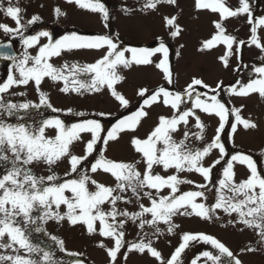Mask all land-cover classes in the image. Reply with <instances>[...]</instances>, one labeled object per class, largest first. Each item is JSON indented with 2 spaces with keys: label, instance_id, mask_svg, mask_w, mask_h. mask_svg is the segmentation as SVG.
<instances>
[{
  "label": "snow or ice",
  "instance_id": "obj_1",
  "mask_svg": "<svg viewBox=\"0 0 264 264\" xmlns=\"http://www.w3.org/2000/svg\"><path fill=\"white\" fill-rule=\"evenodd\" d=\"M68 2L75 3L81 8L100 12L105 21L109 19L108 10L102 3H99V0L95 3H85L83 0H68ZM165 3L176 5V0H145L141 11L156 10L158 5ZM197 8L210 9L220 15V20L214 22L217 29L216 34L211 39L204 41L201 51L210 50L218 44L225 45V55L221 56L220 59L225 68L230 67L229 56L238 54L241 46H245V41H237L236 37L226 34L224 21L230 17L247 14L248 22L253 24V12L248 0H240V7L235 10L228 7L225 0H212L210 3L197 0ZM0 11H3L16 24V27L12 28L0 23V30L6 34L19 35L27 48L39 43L38 36L25 37L21 31L22 29L26 31L27 25L21 23L23 10L18 6V3L14 5L12 0H9L7 8L0 4ZM122 11L130 13L132 10L125 8ZM56 12L58 15L63 14L59 8L56 9ZM38 19V17L33 16L28 24H32ZM165 20L171 29L170 35L173 38L179 36L182 28L175 23L176 17H165ZM256 23L264 26V17L258 18ZM107 26L106 23L105 27ZM251 31L253 33L251 43L264 52V45L259 43L256 35V26H253ZM39 36L48 37L49 34L41 32ZM49 41L48 44L39 47L36 56H31L25 52L23 58L16 65L19 76L9 74L7 81L0 83V94L8 92L13 85L26 86L30 81H34L39 90L42 79L49 77L53 82L63 81V87L60 88V91L64 93L75 92L81 95L85 92L100 93L106 87L122 106L127 107L129 101L114 87L124 79L123 76L119 75V67L129 68L133 63L149 65L152 63L150 58L156 53L163 54V59L159 64H156V67L162 69L168 83H172V74L168 66V48L163 40L156 48H121L108 36L88 37L73 34L71 37L65 36L55 43H52L49 37ZM65 48H105V51L99 60L87 65L65 63L58 68L48 62L52 56H59L61 50ZM125 52H131V59L125 57ZM261 59L264 60V56ZM29 62L32 66L26 67ZM252 71L258 75V78L250 79L246 84L236 81L230 88V95L247 97L252 93H258L261 98H264V66L253 67ZM81 77H87V79H81ZM197 86L209 87L201 79L194 78L183 92L173 93L164 87L151 94H148L147 89L139 91L138 94L141 97L147 96L143 101L145 106L150 107L155 103L162 102L164 105H169L175 109L176 113L171 117L160 116L157 125L146 138H132L131 144L134 151L140 154V161L134 163L113 161L107 159L103 155V151L100 152L99 158L91 164L90 171L92 173L110 174L116 182L114 187L96 181L87 174V171L82 172V162L86 161L96 151L98 142L102 141L104 145H107L109 141H116L120 133L134 130L141 118L148 115L143 108L132 116L119 120L111 129L107 130L104 137L101 136V133L105 130L101 123L95 119H85L71 126H66L59 118L47 119L42 121L38 127L26 126L23 123L8 124L0 120V167L3 168V173L0 174V249L11 250L12 253L0 254V264H41L40 260L32 258L33 255L41 253L44 264H55L52 254L33 244L30 239L33 231L37 233L45 231L41 225L48 221L57 224L67 221L70 226L82 224L86 226L89 235L98 233L100 236L114 241V246L110 248H107L103 242L99 244L101 248L106 249L110 264H117V256L126 244L128 253L144 254L147 252L160 260L161 264H164L161 253L148 238L149 234L143 232L145 226L154 228L153 235L158 236L161 234L158 225L163 222L168 226L167 231L171 233L174 227H178V225L172 224L174 216L194 213L203 218H210L209 212H214L216 209L222 210L229 216L235 213V220H229V224H239L244 228L256 230L259 236L258 242L264 245V176L258 174L249 157L233 155L231 160L226 161L227 166L223 170V178L218 181L217 202L212 209L205 208L203 203H197L198 198L206 199L204 191H181L180 185L193 184V181L181 179L175 174L162 176L155 173L156 167H162L165 171L174 169L176 173L196 172L205 180H210L212 169L220 163V160L214 161L208 167L203 165V160L214 147L219 148L221 154H224L220 136L217 135L202 150H193L185 143L188 137L187 132L184 133L185 140L179 142L173 139L172 135L179 130L181 124L188 125L190 118H194L196 127L203 130L204 124L195 109L215 114L220 118L218 133L223 131L230 111L236 121L231 124L233 132L237 130V124L243 125L245 130L258 127L251 120L241 117L240 108L229 110L223 102L217 99V95L211 96V103L202 100L201 96H206L207 93L197 91ZM220 87L221 85L218 84L217 89ZM217 89H212V91L216 92ZM19 94L24 95V93ZM193 94L195 97L192 107L181 111L180 105L185 103L186 98L193 99ZM41 105H46L53 112L60 111L52 106L47 95L43 92L40 93L39 104L32 102L4 103L3 97L0 96V109H4L9 116L18 114L21 110H27L30 107L39 108ZM68 111L71 112L72 110L69 109ZM76 115L84 116L85 113L80 112ZM99 115L105 114L99 113ZM49 127L57 130L54 137L46 135V129ZM82 133L90 134V139L85 145V155L78 156L72 152V146L74 142L82 139ZM197 138L203 139L200 135H197ZM64 160L68 161L70 167L65 172L67 178L62 179L55 173L54 168ZM233 161L247 162L251 176L237 183L234 179L235 173L232 171ZM140 162L144 164L143 172L137 168V164ZM41 165L50 174L37 176L33 168ZM73 174H76L75 178H72ZM90 185L94 186L95 190H90ZM196 187L205 189L207 185L199 184ZM164 189L169 190L167 195L161 194ZM225 190L231 195H226ZM129 192L131 193L130 197L125 195ZM145 197L149 201L148 206L141 202ZM120 202L124 204L136 203L139 211L122 210L118 207ZM62 205L67 209L65 212L60 211ZM105 205L110 206L108 210H105ZM129 222L135 224L143 232V238L139 242L129 243L126 241L125 226ZM5 237H7V241ZM50 238L60 245L61 251L64 250L62 240L55 235ZM197 239L211 243L214 248L219 250L220 255H213L207 251L202 254L212 264H225L221 260V256L230 258L227 264H242L240 259L235 257L223 243L215 238L191 233L183 234L182 243L175 249L166 264H180L181 253L190 241ZM255 250L252 247L246 249L249 252ZM22 251L26 255L22 254ZM124 255L126 259L127 253ZM193 264H196V261H193Z\"/></svg>",
  "mask_w": 264,
  "mask_h": 264
},
{
  "label": "rangeland",
  "instance_id": "obj_2",
  "mask_svg": "<svg viewBox=\"0 0 264 264\" xmlns=\"http://www.w3.org/2000/svg\"><path fill=\"white\" fill-rule=\"evenodd\" d=\"M83 2L95 3L97 0H83ZM202 2L210 3L212 0H202ZM248 2L253 12V24L248 22L247 14L230 17L224 21L226 34L236 37L237 41H245V46H241L238 54L229 56L230 67L225 68L220 59L221 56L225 55V45L218 44L210 50L201 51L204 41L211 39L216 34L217 29L214 22L220 20V15L210 9H198L197 0H176V5L165 3L158 5L156 10L144 11H141V9L145 0H99V3H102L114 18L112 23L114 33L110 34H112L111 38L114 42L121 48H156L163 40L168 48V66L172 74V83L169 84L163 70L156 67V64H159L163 59L162 53L153 55L150 58L152 63L149 65H136L133 63L129 68L119 67V75L123 76L124 79L114 87L129 101L127 107L122 106L106 87L100 93L85 92L83 95L75 92L64 93L60 91V88L63 87V81L53 82L49 77H44L39 90L34 81H30L26 86L13 85L8 92L2 93L0 96L3 97L4 103L32 102L39 104L40 93L43 92L47 95L52 106L60 111L53 112L46 105H41L39 108L30 107L27 110H21L18 114L9 116L4 109H0V120L8 124L23 123L26 126L38 127L42 121L47 119L59 118L66 126L80 123L85 119H95L101 123L105 130L101 133V136L104 137L107 130L111 129L119 120L132 116L143 108L148 115L141 118L134 130L120 133L116 141H109L107 145H104L102 141L98 142L96 151L86 161L82 162V172L87 171V174L96 181L114 187L116 182L110 174L92 173L90 171L91 164L99 158L100 152L103 151V155L113 161L129 163L140 161V154L134 151L131 144L132 138H146L157 125L160 116L171 117L176 113L175 109H172L169 105H164L162 102L155 103L150 107L145 106L143 101L147 96L141 97L138 94L139 91L147 89L148 94H151L164 87L173 93L183 92L194 78L201 79L209 85L208 88L197 86V91L207 93L206 96H201L202 100L211 103V96L217 95V99L223 102L229 110L240 108L241 117L251 120L258 127L245 130L243 125L237 124V130L233 132L231 124L236 121L230 111L223 131L218 133L220 118L215 114L195 109L204 124L203 130L196 127L194 118H190L188 125L181 124L179 130L172 135L173 139L179 142L185 140L184 133L187 132L188 137L185 143L193 150H202L217 135L220 136L224 154H221L219 148L214 147L203 160L205 167L211 166L218 159L220 160V163L213 167L210 180H205L196 172L176 173L174 169L165 171L162 167H156L155 173L162 176L175 174L181 179L193 181V184L180 185L181 191H204L206 199L198 198L197 203H203L205 208L212 209L217 202L218 181L223 178V170L227 166L226 161L231 160L233 155L249 157L253 161L258 174L264 176V98H261L258 93H252L247 97L229 94L230 88L236 81L246 84L250 79L258 78V75L252 71L253 67L264 66V60L261 59L264 52L251 43L253 35L251 29L256 26L258 41L264 45V26L256 23L258 18L264 17V0H248ZM8 3L9 0H0V4L4 8L8 7ZM12 3L14 5L18 3V6L23 10L21 23L27 25L26 31L21 30L24 36H38L39 43L27 48L19 35L6 34L3 30H0V41H11L18 53L17 59L12 63L0 64V83L6 82L9 74L18 77L19 72L16 65L23 58L25 52L31 56H36L39 47L50 42L49 37L51 42L55 43V41L61 40L65 36L71 37L73 34L87 35L90 33L87 36H96L107 33L106 21L100 12L81 8L75 3H69L68 0H12ZM225 3L233 10L240 7V0H225ZM57 8L63 13L62 15L57 14ZM125 8L132 11L125 13L122 11ZM33 16L39 19L32 24H28ZM165 17H176L175 23L182 28L179 36L173 38L170 35L171 29L166 24ZM0 23L12 28L16 27L15 22L6 16L3 11H0ZM41 32H47L49 36H39ZM105 48H65L61 50L59 56H52L48 62L58 68L65 63L69 65L92 64L101 58ZM177 53L179 54L177 55ZM131 55V52H125L126 58L131 59ZM31 66V62L26 65V67ZM81 79H87V77H81ZM218 84L221 85L219 89H217ZM212 89H217V91L213 92ZM19 93H24V95ZM194 97L195 94H193V99H185V103L180 105L181 111L192 107ZM69 109L72 111L69 112ZM80 112L85 113V115H76ZM99 113L105 115L101 116ZM56 134V129L51 127L46 129L47 136L54 137ZM197 135L202 136L203 139H198ZM81 136L82 139L74 142L72 146V152L78 156L85 155V145L90 139L88 133H82ZM232 163V171L235 173L234 179L237 183L251 176V170L247 162L233 161ZM69 167L68 161L64 160L54 168V171L64 179L67 178L65 172L69 170ZM137 168L143 172V162L138 163ZM33 171L37 176L50 174L43 165L34 167ZM2 173L3 168L0 167V174ZM75 177L76 174H73L72 178ZM199 184H205L207 188L198 189L196 185ZM90 190H95L94 186L90 185ZM168 192V189H164L161 194L167 195ZM153 194L155 195V192ZM225 194L231 195L226 190ZM125 195L130 197L131 193H125ZM141 202L146 206L149 205L146 197ZM104 207L105 210H108L110 206L105 205ZM118 207L122 210L127 209L129 212L139 211L136 203L124 204L120 202ZM66 210V207L62 205L60 211L65 212ZM189 211H191L190 208ZM209 217L203 218L194 213L191 215H177L172 218V224L178 225V227H174L171 233L167 231L168 226L163 222L158 225L161 229V234L158 236L153 235L155 229L147 225L143 232L149 234L148 238L151 239L152 245L161 253L164 264L182 243L184 233L204 234L215 238L223 243L235 257L240 259L242 264H264V245L258 242L259 236L256 230L244 228L239 224H229V220H235V213L229 216L222 210L216 209L214 212H209ZM147 218L150 219V217ZM41 226L45 231L38 233L33 231L30 239L33 244L38 245L44 251L50 252L55 264H110L106 249L101 248L99 244L103 242L107 248L113 247L114 241L111 239L102 237L98 233L89 235L86 226L82 224L70 226L67 221L60 224L48 221ZM125 228L127 242H139L143 238V232L135 224L129 222ZM52 235L64 242L63 251H61L60 245L50 238ZM5 240L7 241V237H5ZM249 247L256 250L246 251ZM206 251L211 252L213 255H220L219 250L214 248L211 243L199 239L190 241L181 253L180 264H193V261H196V264H212L202 255ZM125 253H127L126 259ZM0 254L8 255L12 253L11 250L0 249ZM22 254L25 253L22 251ZM32 258L38 259L41 264H44L42 253L33 255ZM221 260L227 264L230 258L221 256ZM117 264H161V261L147 252L144 254L128 253L126 244L117 256Z\"/></svg>",
  "mask_w": 264,
  "mask_h": 264
},
{
  "label": "water",
  "instance_id": "obj_3",
  "mask_svg": "<svg viewBox=\"0 0 264 264\" xmlns=\"http://www.w3.org/2000/svg\"><path fill=\"white\" fill-rule=\"evenodd\" d=\"M17 56L18 53L11 41H0V63H12L16 60Z\"/></svg>",
  "mask_w": 264,
  "mask_h": 264
},
{
  "label": "trees",
  "instance_id": "obj_4",
  "mask_svg": "<svg viewBox=\"0 0 264 264\" xmlns=\"http://www.w3.org/2000/svg\"><path fill=\"white\" fill-rule=\"evenodd\" d=\"M113 20H114L113 16L109 14V19L106 21V23L108 24V26H107V33L100 34V35H96V36H108V37L111 38L112 34L114 33V29L112 27ZM110 33H112V34H110ZM88 34H90V33H88ZM87 35H83L82 34V35H78V36H87ZM88 37H95V36H88ZM116 37H117V35H116Z\"/></svg>",
  "mask_w": 264,
  "mask_h": 264
}]
</instances>
